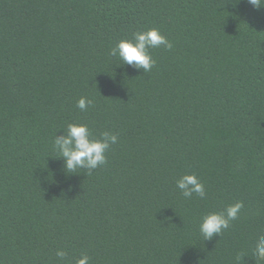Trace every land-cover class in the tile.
Listing matches in <instances>:
<instances>
[{
  "label": "trees",
  "instance_id": "trees-1",
  "mask_svg": "<svg viewBox=\"0 0 264 264\" xmlns=\"http://www.w3.org/2000/svg\"><path fill=\"white\" fill-rule=\"evenodd\" d=\"M151 28L173 48L151 50L149 73L110 54ZM69 123L118 136L106 164L65 171L53 145ZM192 173L203 199L176 187ZM241 201L205 240L202 218ZM261 235L264 7L0 0V264H264Z\"/></svg>",
  "mask_w": 264,
  "mask_h": 264
},
{
  "label": "clouds",
  "instance_id": "clouds-1",
  "mask_svg": "<svg viewBox=\"0 0 264 264\" xmlns=\"http://www.w3.org/2000/svg\"><path fill=\"white\" fill-rule=\"evenodd\" d=\"M248 3L256 9L264 7V0H248ZM164 46L168 50L173 48V43L161 33L158 28H151L135 32L131 39L120 40L111 49L110 54L117 56L123 63L135 69H142L149 73L156 65L151 50ZM94 103L93 99L81 97L77 107L81 111H87ZM118 142V136L108 131L100 134L99 138L93 136L92 130L84 123H69L63 135H56L54 150L62 158L63 167L69 174L78 173V169H86L90 174L92 170L107 163V153L112 145ZM176 187L185 198H191L196 194L205 198L206 190L200 178L195 174H185L176 181ZM243 202H236L229 205L224 211L210 212L202 218L199 231L205 240H211L229 228L230 222L238 218ZM67 253L65 250H58L56 256L63 260ZM254 256L257 260H264V235L258 237L254 249ZM76 264H89V257L82 256Z\"/></svg>",
  "mask_w": 264,
  "mask_h": 264
}]
</instances>
